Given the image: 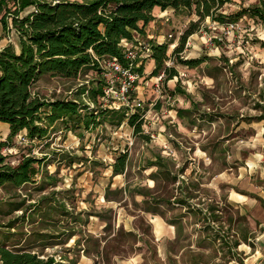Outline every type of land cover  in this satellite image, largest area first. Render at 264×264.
<instances>
[{
  "label": "rangeland",
  "instance_id": "obj_1",
  "mask_svg": "<svg viewBox=\"0 0 264 264\" xmlns=\"http://www.w3.org/2000/svg\"><path fill=\"white\" fill-rule=\"evenodd\" d=\"M251 5L264 9V0H235L224 9ZM169 12L135 35L141 50L168 43L165 65L178 71L172 78L165 66L152 75L149 57L126 100L122 75L106 93L114 75L109 58L101 69L35 81L42 98L85 101L101 116L87 127L67 115L47 137L18 135L4 148L12 158H42L34 181L0 190L9 246L61 264H264V20L245 14L232 26L206 18L174 52L199 17ZM3 42L19 47L0 23ZM123 109L142 115V132L118 122ZM6 131L0 123V138ZM121 154L125 169L115 174Z\"/></svg>",
  "mask_w": 264,
  "mask_h": 264
},
{
  "label": "trees",
  "instance_id": "obj_2",
  "mask_svg": "<svg viewBox=\"0 0 264 264\" xmlns=\"http://www.w3.org/2000/svg\"><path fill=\"white\" fill-rule=\"evenodd\" d=\"M232 3L235 0H0V23L11 27L19 39L18 48L8 42L0 49V121L9 124L7 138L0 139V190L20 188L34 181L35 163L42 159L24 152L12 158L3 152L21 132L35 140L47 137L49 127L67 115L83 118L87 127L101 116L85 101H49L34 93L33 84L42 75L76 76L84 66L101 69V60L113 56L125 64L123 39H135L136 33L142 36L146 26L155 20L153 10L157 6L199 17L190 22L174 52L183 50L186 39L200 29L206 18L226 25L236 23L244 14L258 15L264 20L260 5L225 11V6ZM147 45L156 66L151 74H159L165 66L167 77L175 76L176 67L165 65L168 43L153 41ZM186 62L195 64L196 60ZM144 67L140 65L135 71L143 74ZM99 89L105 93L103 86ZM260 93L264 102V89ZM83 108L86 112L80 114ZM123 110L118 122L127 119L137 132H142V115L134 111L129 116ZM118 158L113 166L115 174L124 171L127 154ZM7 234L0 224V264H61L53 257L43 258L27 248L9 246Z\"/></svg>",
  "mask_w": 264,
  "mask_h": 264
},
{
  "label": "built area",
  "instance_id": "obj_3",
  "mask_svg": "<svg viewBox=\"0 0 264 264\" xmlns=\"http://www.w3.org/2000/svg\"><path fill=\"white\" fill-rule=\"evenodd\" d=\"M234 24V23H233ZM231 23L230 25L233 26ZM141 42L138 37H135V39L129 40V39H123L121 46L122 51L124 53L125 58V64L121 62V60L117 56H113L110 58V67H112V71H114L113 78H110L108 80V88L106 90V93L109 92V89L111 87H115L114 81L116 80L115 76L122 75L125 77V80L123 81V85L121 88L120 93L121 98L125 99V94L129 92V89L131 88L132 84L134 83L135 79L139 77V73L135 71L136 67H139L141 64V61L147 58H151L152 50H150V47L147 45L144 49L141 50ZM141 51V52H140ZM118 79V77H117ZM140 105V103H139ZM27 134L23 133L19 134V137L23 140H27Z\"/></svg>",
  "mask_w": 264,
  "mask_h": 264
},
{
  "label": "crops",
  "instance_id": "obj_4",
  "mask_svg": "<svg viewBox=\"0 0 264 264\" xmlns=\"http://www.w3.org/2000/svg\"><path fill=\"white\" fill-rule=\"evenodd\" d=\"M78 1H79V0H78ZM173 10H174V9H171V10H170V9L162 10L159 6H157V7L154 8L153 12H156V13H157V14H156V13L154 14V16L156 17V16H158V15H159V16H162V15H165L166 13H171V12H169V11H173ZM158 12H160V14H158ZM244 15H245V14H244ZM247 15H249V14H247ZM251 16H252V15H251ZM242 17H243V16H242ZM242 17H241V18H242ZM241 18H240V19H241ZM154 19H155V18H154ZM240 19H239V20H240ZM155 20H156V19H155ZM194 20H195V19H194ZM147 35H148V37H152V36H154L153 34H147ZM139 39H140V38H139ZM6 44H7L6 42H3L2 45H0V49H2V47H3L4 45H6ZM174 44H175V43H174ZM17 46H19V44H18ZM172 47H174L173 44H172ZM149 59H150L149 61H153L152 58H149ZM175 75H177V74H175ZM263 89H264V88H263ZM263 89H260V91L263 90ZM260 91H259V93H260ZM260 94H261V93H260ZM260 98H261V95H260ZM261 99H262V98H261ZM0 123L3 124V125L6 127V129H7L6 133H8V131H9V124H8L7 122H5V123L3 122V123H2L1 121H0ZM0 139H1V140H4L3 138H0ZM1 190H2V189H1ZM105 198H107V194H106V193H105ZM109 200H110V199H109Z\"/></svg>",
  "mask_w": 264,
  "mask_h": 264
}]
</instances>
